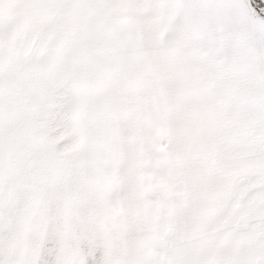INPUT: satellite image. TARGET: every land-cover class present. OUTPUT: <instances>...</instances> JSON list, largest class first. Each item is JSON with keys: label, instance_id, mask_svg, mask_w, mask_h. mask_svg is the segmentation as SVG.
<instances>
[{"label": "snow or ice", "instance_id": "obj_1", "mask_svg": "<svg viewBox=\"0 0 264 264\" xmlns=\"http://www.w3.org/2000/svg\"><path fill=\"white\" fill-rule=\"evenodd\" d=\"M0 264H264V0H0Z\"/></svg>", "mask_w": 264, "mask_h": 264}]
</instances>
